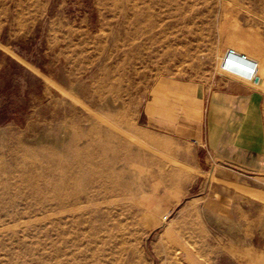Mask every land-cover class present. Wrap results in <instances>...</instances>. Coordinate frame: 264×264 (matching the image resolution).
<instances>
[{"label": "rangeland", "instance_id": "rangeland-1", "mask_svg": "<svg viewBox=\"0 0 264 264\" xmlns=\"http://www.w3.org/2000/svg\"><path fill=\"white\" fill-rule=\"evenodd\" d=\"M229 50L264 0H0V264H264V172L191 139Z\"/></svg>", "mask_w": 264, "mask_h": 264}, {"label": "crops", "instance_id": "crops-1", "mask_svg": "<svg viewBox=\"0 0 264 264\" xmlns=\"http://www.w3.org/2000/svg\"><path fill=\"white\" fill-rule=\"evenodd\" d=\"M261 86L264 79L260 68L258 82L223 70L211 82L197 83L191 94L195 111L200 115V120L193 121L191 139L202 144L205 160L242 177L264 170V90ZM253 197L264 203L263 199ZM261 208L264 211V205ZM243 211L249 218L244 227L248 244H252L255 236L262 235L264 239V221L257 220L255 215L252 217V207Z\"/></svg>", "mask_w": 264, "mask_h": 264}, {"label": "built area", "instance_id": "built-area-1", "mask_svg": "<svg viewBox=\"0 0 264 264\" xmlns=\"http://www.w3.org/2000/svg\"><path fill=\"white\" fill-rule=\"evenodd\" d=\"M221 67L223 70L245 76L250 80L259 79L258 63L247 57V55L238 54L234 50H230L226 54Z\"/></svg>", "mask_w": 264, "mask_h": 264}, {"label": "bare ground", "instance_id": "bare-ground-1", "mask_svg": "<svg viewBox=\"0 0 264 264\" xmlns=\"http://www.w3.org/2000/svg\"><path fill=\"white\" fill-rule=\"evenodd\" d=\"M230 51V50H229ZM235 51V50H234ZM235 52H237V51H235ZM238 53V52H237ZM238 54H241V53H238ZM243 55V54H242ZM226 57V56H225ZM248 57V56H247ZM225 58H223V60H224ZM253 60V59H252ZM124 132V131H123ZM131 139V138H130ZM94 181H96V179L94 180ZM246 191H247V189H246ZM249 191H247V193H248ZM249 194H251V195H253V196H256V197H258V198H260V199H264L263 197L264 196H261V195H259V194H253V193H251V192H249ZM145 205V204H144ZM146 206V205H145ZM64 211V210H63ZM71 211V210H70ZM168 230H170V229H168ZM172 230V229H171ZM171 232V231H170ZM166 233V232H165ZM171 234V233H170Z\"/></svg>", "mask_w": 264, "mask_h": 264}]
</instances>
